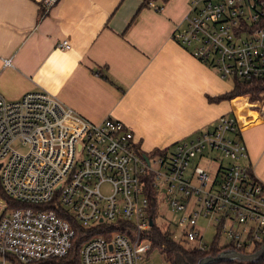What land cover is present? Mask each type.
<instances>
[{
    "label": "built area",
    "instance_id": "obj_1",
    "mask_svg": "<svg viewBox=\"0 0 264 264\" xmlns=\"http://www.w3.org/2000/svg\"><path fill=\"white\" fill-rule=\"evenodd\" d=\"M36 2L48 11L59 0ZM185 20L174 38L221 77L264 80V0H191ZM248 157L236 115L154 156L120 119L92 122L46 90L16 100L0 92V186L20 205H0V264L67 257L76 232L66 214L103 229L82 244L79 264H154L151 196L156 216L163 202L181 213L174 239L211 249L199 219L212 217L222 248L253 253L264 244V183Z\"/></svg>",
    "mask_w": 264,
    "mask_h": 264
},
{
    "label": "crops",
    "instance_id": "obj_2",
    "mask_svg": "<svg viewBox=\"0 0 264 264\" xmlns=\"http://www.w3.org/2000/svg\"><path fill=\"white\" fill-rule=\"evenodd\" d=\"M145 1L59 0L41 15L36 0H0V92L46 90L92 122L120 119L147 153L236 115L245 163L264 183V98L211 101L234 81L174 38L191 0H150L159 10Z\"/></svg>",
    "mask_w": 264,
    "mask_h": 264
},
{
    "label": "trees",
    "instance_id": "obj_3",
    "mask_svg": "<svg viewBox=\"0 0 264 264\" xmlns=\"http://www.w3.org/2000/svg\"><path fill=\"white\" fill-rule=\"evenodd\" d=\"M150 0H146L145 3ZM163 3H166L168 0H161ZM41 9V8H40ZM46 11L41 9V15L45 14ZM234 86L231 90L226 91L223 94L209 97L211 101H221L232 99L239 95H248L251 100L257 101L262 100L264 98V80H250L243 81L240 79H234ZM139 145H141L139 143ZM168 148V147H167ZM167 148L163 149H155L150 152L151 155L163 154L166 153ZM145 152V151H143ZM147 153V152H146ZM251 176L256 180V177L251 168ZM1 187V186H0ZM2 189V188H1ZM152 194V193H151ZM3 195L7 198L8 202L11 206H20L16 202H12L10 198L3 192ZM158 200L151 196V207L150 212H153V219L155 220L156 213H158ZM68 218H70L73 227L75 228V237L73 240V246L70 250V253L67 257L60 259H48L39 262H30V263H20L16 262L15 264H79V251L82 244L88 238L101 234L103 232L102 228H98L97 226L91 228H84L79 225L70 214H66ZM152 235V249H159L162 253L165 254L168 261L172 264H196L201 258L206 257L208 255H217L222 252L225 248L219 247L217 242H214L211 249L207 251H200L198 249L191 248L187 243L178 241L174 239L173 233L169 228H163L157 224H154L150 230ZM218 234L215 239H217ZM262 246V245H261ZM259 246L257 250L261 247ZM256 250V251H257ZM219 263L224 264H264V257L260 261H243L239 259H235L232 261H222ZM216 264V263H214Z\"/></svg>",
    "mask_w": 264,
    "mask_h": 264
},
{
    "label": "rangeland",
    "instance_id": "obj_4",
    "mask_svg": "<svg viewBox=\"0 0 264 264\" xmlns=\"http://www.w3.org/2000/svg\"><path fill=\"white\" fill-rule=\"evenodd\" d=\"M227 81L232 83V80L230 78H227ZM15 147L21 152H25L27 150V147L19 143H16ZM227 161L228 160L226 159V162ZM7 201L8 200L3 195V191L0 187V205L5 206L7 204ZM180 217H181L180 212H176L169 205L163 202L160 205V213L157 214V216L155 217V224L163 228H169L172 231L177 228L176 224L179 221ZM199 226L201 227L202 233L204 235V241L210 247L214 245V242H217L219 247L225 246L228 243V239L225 237V235L218 233L216 223L214 222L212 217H205V218L201 217L199 219ZM217 234L218 237L217 239H215ZM151 251L152 253L146 256V258L150 262L154 264H172L170 261L167 260L165 254L159 251V249L155 248L152 249ZM216 264H224V263H216Z\"/></svg>",
    "mask_w": 264,
    "mask_h": 264
},
{
    "label": "water",
    "instance_id": "obj_5",
    "mask_svg": "<svg viewBox=\"0 0 264 264\" xmlns=\"http://www.w3.org/2000/svg\"><path fill=\"white\" fill-rule=\"evenodd\" d=\"M144 157L149 160L147 154ZM152 223V222H151ZM264 257V244L253 253H241L232 249H224L217 255H208L201 258L196 264H214L222 261H232L235 259L243 261H260Z\"/></svg>",
    "mask_w": 264,
    "mask_h": 264
}]
</instances>
